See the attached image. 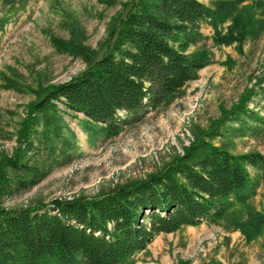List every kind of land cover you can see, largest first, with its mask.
<instances>
[{"label": "rangeland", "instance_id": "obj_1", "mask_svg": "<svg viewBox=\"0 0 264 264\" xmlns=\"http://www.w3.org/2000/svg\"><path fill=\"white\" fill-rule=\"evenodd\" d=\"M134 1H0V207L98 196L163 169L201 137L232 152L264 153V128L225 129L223 117L252 88L248 106L264 115V4L256 0L239 4L241 31L230 43H216L212 25L202 20L203 36L186 49L207 53L197 77L117 134L106 135L103 123L60 101L50 120L34 111L33 102L51 85L79 75L107 50ZM201 1L213 6L214 0ZM230 24L231 18L223 22L222 32ZM29 142L32 169L8 165ZM249 170L257 183L247 200L233 199L221 215L198 225L159 233L133 264H264V221L258 219L264 213V171ZM18 175L39 179L6 192L3 177Z\"/></svg>", "mask_w": 264, "mask_h": 264}, {"label": "trees", "instance_id": "obj_2", "mask_svg": "<svg viewBox=\"0 0 264 264\" xmlns=\"http://www.w3.org/2000/svg\"><path fill=\"white\" fill-rule=\"evenodd\" d=\"M242 1L214 0L209 6L201 0H135L107 50L79 75L51 85L33 102L34 111L50 120L60 101L103 123L106 135L117 134L148 109L168 103L197 77L207 53L186 49L203 36L202 20L212 25L216 43L239 38ZM256 3L263 5L264 0ZM229 18L236 27L230 24L222 32L221 25ZM260 90L264 95V86ZM254 93L250 89L225 112V129L264 128V115L248 106ZM32 146L29 142L25 154L8 158L7 164L31 170L26 153ZM250 167L264 171V153L232 152L201 137L163 169L98 196L0 207V264H133L135 254L159 233L198 225L210 215H221L233 199L247 200L257 183ZM38 179L5 176L3 188L12 192ZM258 219L262 223L264 213Z\"/></svg>", "mask_w": 264, "mask_h": 264}]
</instances>
